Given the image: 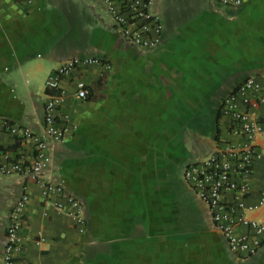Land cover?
Here are the masks:
<instances>
[{
    "label": "crops",
    "instance_id": "crops-1",
    "mask_svg": "<svg viewBox=\"0 0 264 264\" xmlns=\"http://www.w3.org/2000/svg\"><path fill=\"white\" fill-rule=\"evenodd\" d=\"M94 1L0 0V119L42 135L45 81L60 63L94 57L110 64L79 66L61 82L55 117L70 132L49 149L41 176L82 201L85 231L45 205L36 181L0 173V264L23 187L29 201L16 264H264V244L248 262L232 258L206 207L177 183L192 153L185 132L199 140L211 122L225 138L216 123L223 99L264 74V0H242L237 9L155 0L162 36L150 51L122 41ZM77 80L89 90L85 101L75 96ZM258 115L264 123V109ZM0 152L26 164L35 153L21 132H0ZM250 186L253 203L264 190V163Z\"/></svg>",
    "mask_w": 264,
    "mask_h": 264
},
{
    "label": "built area",
    "instance_id": "built-area-1",
    "mask_svg": "<svg viewBox=\"0 0 264 264\" xmlns=\"http://www.w3.org/2000/svg\"><path fill=\"white\" fill-rule=\"evenodd\" d=\"M35 0H29V3ZM219 5L237 9L242 0H213ZM155 0H99L108 24L129 46L150 51L161 43L162 25L153 12ZM100 65L106 70L110 64L94 57L66 59L45 81L46 100L43 105V133L36 135L19 128L11 121L0 119V132L31 140L34 159L29 164L12 161L0 152V173L22 174L36 181L42 190L45 205L71 218L83 233L86 227L85 209L80 199L65 191L59 184L42 179L48 161L49 149L64 141L70 132L67 125H59L55 113L64 100L61 82L69 79L79 66ZM75 96L87 100L89 90L81 80L75 82ZM264 109V74L245 78L222 101L218 123L225 138L217 135L213 147L203 160L189 163L183 171V180L206 207L214 228L221 234L227 253L234 259L248 262L257 257L264 244V219L257 215L264 211V190L256 202L251 196L250 178L254 167L264 163V123L258 111ZM51 195L62 198L52 201ZM29 201L22 188L8 215L3 264H16L23 250L20 235L24 210Z\"/></svg>",
    "mask_w": 264,
    "mask_h": 264
},
{
    "label": "rangeland",
    "instance_id": "rangeland-1",
    "mask_svg": "<svg viewBox=\"0 0 264 264\" xmlns=\"http://www.w3.org/2000/svg\"><path fill=\"white\" fill-rule=\"evenodd\" d=\"M88 1H89V3H91V0H88ZM93 4H95L97 12L101 15V17L104 19V21L108 22V18L106 16L105 12L100 7L99 0L94 1ZM185 135H186L187 139L189 140V143H190L189 146H190V149L192 150V153H191V156L186 157L184 160V163L178 167V169H177V172H178L177 183H178V186L180 188L181 187L185 188L187 191V190H189L190 187L183 180L184 168L188 163L203 160L206 156H208V154L210 153V149H211L210 144L212 143V141H214L213 139L215 136V126L211 122H210L209 126H208V124L203 123V129L201 131V135H200L199 140H195L194 138H192L191 137L192 133L190 131H186ZM207 142H210V143H207ZM193 196L196 197L195 194H193ZM197 201H198V199H197ZM197 201H196V204H198V206L202 207Z\"/></svg>",
    "mask_w": 264,
    "mask_h": 264
},
{
    "label": "trees",
    "instance_id": "trees-1",
    "mask_svg": "<svg viewBox=\"0 0 264 264\" xmlns=\"http://www.w3.org/2000/svg\"><path fill=\"white\" fill-rule=\"evenodd\" d=\"M218 119H219V113H218V115H217V117H216V123L218 122ZM217 138V135L215 136V139Z\"/></svg>",
    "mask_w": 264,
    "mask_h": 264
}]
</instances>
